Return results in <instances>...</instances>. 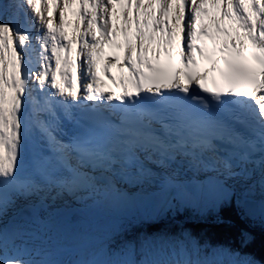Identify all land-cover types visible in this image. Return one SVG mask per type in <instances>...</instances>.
Segmentation results:
<instances>
[{
	"label": "snow or ice",
	"instance_id": "snow-or-ice-1",
	"mask_svg": "<svg viewBox=\"0 0 264 264\" xmlns=\"http://www.w3.org/2000/svg\"><path fill=\"white\" fill-rule=\"evenodd\" d=\"M207 3L0 0V264H64L53 258V236L45 232L52 225L37 215L49 207L45 201L67 193L91 200L87 207H114L126 195L117 185L141 184L152 175L149 163H187L225 176L250 175L255 168L246 165H255L264 190V0H211L218 15L205 21ZM69 11L76 17L71 36ZM105 45L122 54L105 57ZM113 64L127 73L119 94H106L99 70L109 74ZM40 113L49 119L39 120ZM209 184L216 203L235 195L241 215L257 219L254 185L235 191L219 180ZM258 218L264 224V201ZM251 238L241 230L240 249ZM178 243L182 260L166 251L170 241L149 240L139 261L129 243L74 264H257L240 249L200 258L195 244L197 258L189 259Z\"/></svg>",
	"mask_w": 264,
	"mask_h": 264
},
{
	"label": "trees",
	"instance_id": "trees-1",
	"mask_svg": "<svg viewBox=\"0 0 264 264\" xmlns=\"http://www.w3.org/2000/svg\"><path fill=\"white\" fill-rule=\"evenodd\" d=\"M230 205V209L223 213L216 214L215 218L199 217L198 213L191 214L194 216L188 223L185 221L173 220L154 225L138 224L124 230L114 237L110 251H115L118 246L125 247L129 243L134 245L136 254L145 241L151 240L157 242L160 240L170 241L172 246L177 241H183L186 248L196 258L192 252L193 244L200 248V258L207 256L213 249H240L239 233L241 230L248 231L251 235V241L243 249L249 253L257 264H264V224L259 221H251L241 215L239 207ZM182 240H181V239ZM170 248V247H169ZM222 254L217 255L220 259ZM224 260L226 256L222 257Z\"/></svg>",
	"mask_w": 264,
	"mask_h": 264
},
{
	"label": "rangeland",
	"instance_id": "rangeland-1",
	"mask_svg": "<svg viewBox=\"0 0 264 264\" xmlns=\"http://www.w3.org/2000/svg\"><path fill=\"white\" fill-rule=\"evenodd\" d=\"M59 3L62 5L63 0H59ZM40 6L41 5H38V7ZM67 14L68 13H66V15ZM45 15H47L46 9H45ZM5 67H7V64L5 65ZM141 186L139 185L134 186L129 184L121 186V189L126 194L125 199L122 202L126 211L122 214H118L114 211L115 210L123 211V209L114 208L107 210L109 214H107L106 216H101L97 212L92 211V209L87 207V204H85L84 201H82L81 203L82 205L75 208L73 211L74 213H72L71 216L68 217L69 221L76 224L81 220V217L77 213L75 214V212H77L78 210H83L81 211L83 213L90 211L86 215L87 218L86 225L92 228L94 227L96 228L98 227V228L95 229V233L91 235L90 233H92V231H88V232L83 231V233L80 234L68 235L67 237L64 236V239L61 240V243L64 245V247L54 252L53 258L64 262V264H68L66 262V258L69 254L85 248H89L90 251L95 250L98 248L100 244L104 245L109 240L111 235L119 229V225L122 224V221L129 220L131 218L133 212H136L139 218H144L145 216H147L148 218H150V220L159 219L164 215L166 209L170 208L171 206V204L169 203V201L171 202L170 196L173 195L179 200L181 206L186 204H192L202 211L206 210L211 205L218 204L215 202V199H212L211 196H209L208 188L207 189L204 188L202 191L205 200L203 203H201V196L199 193L200 189L198 190L197 193L187 191L186 193L183 192L184 193L183 194L180 191L179 192L174 191L170 184L167 188L168 194H165L163 199L161 201L159 200L157 204L154 205L153 202L147 200L148 198L145 193L148 191L144 192V187ZM139 187L141 188L138 189ZM162 188L163 186L161 185L158 184L153 185V190L159 191ZM99 219H103V220H99ZM98 221H101V223L99 224ZM54 238L56 239L55 236ZM173 250H176V255L174 259L182 260L183 258L179 255L180 245L178 247H175ZM173 250H169V253L173 252ZM169 255L171 256V253ZM188 258L191 259L192 257L189 256Z\"/></svg>",
	"mask_w": 264,
	"mask_h": 264
},
{
	"label": "bare ground",
	"instance_id": "bare-ground-1",
	"mask_svg": "<svg viewBox=\"0 0 264 264\" xmlns=\"http://www.w3.org/2000/svg\"><path fill=\"white\" fill-rule=\"evenodd\" d=\"M114 19H115L116 24L120 25L121 17H120L119 7H117V14L114 17ZM67 21H69L72 25L76 21V17L71 11H69V16L67 18ZM184 167H182L181 170H179L178 172H181V173H187L188 172L187 174L189 175L190 180L188 179L186 181V184L193 191H197L198 185H200L199 180L193 175L192 172H189L188 169L184 168ZM167 170H169V169H167ZM210 170L211 169H205L203 171H200V173H203L201 175L205 176V177H201L203 180L206 179L207 181L208 180L210 181L211 179L217 180V179L221 178V176H219V174H215L214 173L215 171H213V170L210 171ZM161 172L164 173L163 174L164 178L159 180V182H161L163 184L164 190H162L160 192H157V193H154V195H153L152 194V190L153 189L151 188L153 182H151L152 181L151 176L145 177V179L143 181V184L150 191V193L147 194V197H148L147 200L153 202L155 205H156L155 201L162 199L163 196L166 194L165 191H166V189L168 187V184L172 183L173 179L179 178V177H176V174L173 175L174 172L173 173H168L164 169H162ZM199 177H200V175H199ZM251 178L256 182L257 188L258 187L260 188L261 187V183L259 182V178L260 177H252L251 176ZM171 185H172V189L174 191H177V192L181 191V189L178 187V185L173 184V183ZM179 186H181V185H179ZM202 187H203V185H202ZM210 189L213 191L211 186H210ZM251 194L255 196V191L253 190ZM214 197H215V193H214ZM70 200L72 201V198H70ZM87 201H85V202H87ZM59 203L60 202L57 201L55 205L58 206ZM69 203L75 204L74 201H73V203L69 201ZM92 204H93V202L91 201L89 203V206H91ZM53 206L54 205L52 204V207L51 208L48 207L47 210H45L43 208L39 209V211L37 212V215H38V217H39V219L41 221H45L46 223H50L52 225V228L45 229V232H46L47 236H53V240L49 241V243L51 244L54 252H56V251H58V250H60L61 248L64 247V245L61 243V240L64 239V236L67 237L68 235L80 234V233H83V231H86V232L92 231V233H90V235H91V234H94L95 233V229L98 228V227L97 228L96 227L92 228V227L86 225V215L89 213V211H87L86 213H83L81 211L75 212L81 217V220L78 223L74 224L71 221H69L68 215H70L73 212L72 210L74 208V205L64 206L62 209L65 210V211L61 215L53 216V217H51V219H49V213L54 212V208L55 207H53ZM89 208L93 209V211H95L98 214H101L103 216L108 214L107 210L114 209V208L123 209L121 204L116 205L114 207L102 206V207H89ZM114 212H116L118 214H122L123 213V211H118V210H115ZM25 214L31 215L30 212H26ZM99 220H103V219H99ZM57 229H59L61 231L62 235H60L58 238L56 237V239H55L54 238V236H55L54 234H55ZM41 235H45V233L42 232ZM109 240H110L109 242H113L111 237L109 238Z\"/></svg>",
	"mask_w": 264,
	"mask_h": 264
},
{
	"label": "water",
	"instance_id": "water-1",
	"mask_svg": "<svg viewBox=\"0 0 264 264\" xmlns=\"http://www.w3.org/2000/svg\"><path fill=\"white\" fill-rule=\"evenodd\" d=\"M251 203V207L255 210L256 214H257V218L259 216V209H258V206H257V203L256 202H250ZM264 255V253H262Z\"/></svg>",
	"mask_w": 264,
	"mask_h": 264
}]
</instances>
